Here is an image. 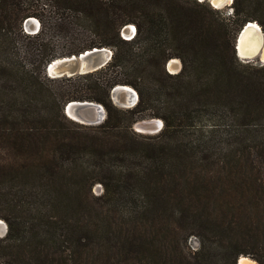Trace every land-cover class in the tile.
Masks as SVG:
<instances>
[{"label": "trees", "instance_id": "16d2710c", "mask_svg": "<svg viewBox=\"0 0 264 264\" xmlns=\"http://www.w3.org/2000/svg\"><path fill=\"white\" fill-rule=\"evenodd\" d=\"M231 7L234 27L197 0H0V264H264V63L235 52L247 22L264 33V0ZM102 47L97 71L45 74ZM117 85L137 93L132 109L112 103ZM71 101L104 121L73 123ZM146 117L158 134L132 129Z\"/></svg>", "mask_w": 264, "mask_h": 264}, {"label": "water", "instance_id": "95a60500", "mask_svg": "<svg viewBox=\"0 0 264 264\" xmlns=\"http://www.w3.org/2000/svg\"><path fill=\"white\" fill-rule=\"evenodd\" d=\"M197 1L203 2L205 0H197ZM207 1H210V0H207ZM248 23L250 22H247L240 29L236 37V40H235L236 56L239 59L245 60L244 62H250V59L254 58V57L241 58L238 52V44H239L240 36L242 32L244 31L245 26L248 25ZM23 30L26 34H36L39 30V22L34 18H28L23 23ZM124 32L126 34L129 33V36H130L129 39H131L135 35L136 30L134 26L132 28V27H129L128 25L122 29L121 34L123 35ZM111 57H112V51H110L108 48H105V47L92 48L89 50H85L81 53H78L76 55H70V56L54 59L45 66L44 70H45V74L47 75V77L51 79H59L63 77H73L76 75H84V74H88V73H91V72H94V71H97L103 68L111 60ZM124 87H127V86L126 85L115 86L111 91V100L113 101L114 105L120 108L129 109L136 105L138 101V95L134 91V97L128 98L123 93ZM92 106L100 107L98 109L100 110L99 111L100 115L96 119L93 116ZM63 112L66 115V117L71 119L72 121L82 124V125H87V126L98 125L105 118V111L103 107L100 104L89 102V101L68 102L64 106ZM160 127L156 129L159 130ZM156 129H151V128L142 129V132H150L151 130H156ZM3 225H4V232L1 234V236L4 237L7 232V226L4 222H3ZM237 264H239L238 260H237Z\"/></svg>", "mask_w": 264, "mask_h": 264}, {"label": "rangeland", "instance_id": "374dc122", "mask_svg": "<svg viewBox=\"0 0 264 264\" xmlns=\"http://www.w3.org/2000/svg\"><path fill=\"white\" fill-rule=\"evenodd\" d=\"M232 1L233 0H230V3H227V2H223L221 5H217V6H215L212 2H211V0L210 1H207V0H205V2L212 8V9H214V10H218L221 14H222V16L224 17V18H226L227 19V21L228 22H230V25L231 26H233L234 27V24H233V20H234V17L232 16V7H231V5H232ZM259 26V25H258ZM260 27V26H259ZM261 29V28H260ZM240 31V30H239ZM121 32H122V30H121ZM121 32H120V35H121V38H122V36H124L125 38H129L130 36H125V35H122L121 34ZM239 33V32H238ZM263 33V32H262ZM238 35V34H237ZM237 37V36H236ZM55 44H56V46L57 47H61L62 45H65L66 44V42L68 41L67 40V38H63V37H56L55 38ZM236 40V39H235ZM69 42V41H68ZM110 50V49H109ZM111 51V50H110ZM239 59V58H238ZM241 62H244L245 60H242V59H239ZM170 61H174V63H173V65H172V67L170 68L169 66H168V63L170 62ZM250 62H252L253 64H258V65H260V64H263V60H261V58H260V56H259V54H257V55H255L254 56V58L253 59H250ZM245 63V62H244ZM166 71H167V73H169V74H177L179 71H180V69H181V65H180V62H179V60L178 59H171V60H169L168 62H167V64H166ZM171 69V70H170ZM45 71V70H44ZM112 103H113V101H112ZM114 104V103H113ZM116 106V105H115ZM117 108H119V109H121V110H126L125 108H120V107H118V106H116ZM134 107V106H133ZM133 107H131V108H129V109H132ZM144 114H148V113H142V115L141 116H144ZM105 117H106V113H105ZM69 119V118H68ZM105 119V118H104ZM70 121H71V119H70ZM104 121V120H103ZM102 121V122H103ZM125 122H127V120H124ZM145 121L147 122H149L150 121V123H152V122H154L153 123V126H151L152 128L151 129H156L157 128V122L158 121H160V123H161V127H160V129L158 130V129H156V130H151L150 132H141L142 130H140L137 126L138 125H140V124H142V123H145ZM73 122V121H72ZM101 122V123H102ZM73 123H75L76 124V122H73ZM79 124V123H78ZM65 125H66V127L67 128H69L70 130H72V132H77V129L72 125V124H68V123H65ZM85 126H87V125H85ZM93 126H96V125H93ZM158 127V128H159ZM163 128V122L161 121V119H159V118H148V117H146V118H142V119H140V120H138L136 123H134L133 124V126H132V129L136 132V133H138V134H140V135H143V136H153V135H156V134H158L159 133V131H161V129ZM79 164V163H78ZM82 165L84 166L85 165V167H91V165H92V160L90 159V156H87V157H84L83 158V160H82ZM102 187H101V185L99 184V183H97V184H95L94 186H93V188H92V190H91V192H92V195H94V196H98V195H100L101 193H102ZM2 222H4L3 220H1ZM5 223V222H4ZM4 232V231H3ZM2 232V233H3ZM1 233V234H2ZM1 234H0V238L1 237H3V236H1ZM189 246H190V248L191 249H196L197 247H198V241L196 240V238H191V239H189ZM239 260V259H238ZM256 263V262H255Z\"/></svg>", "mask_w": 264, "mask_h": 264}, {"label": "bare ground", "instance_id": "6f19581e", "mask_svg": "<svg viewBox=\"0 0 264 264\" xmlns=\"http://www.w3.org/2000/svg\"><path fill=\"white\" fill-rule=\"evenodd\" d=\"M211 2L215 6L221 5L223 2L230 3V0H211ZM129 27H132V25H129ZM125 36H129V33H123ZM238 52L239 56L241 58H252L255 55L259 54L261 60L264 61V34L262 33L260 27L258 24L255 22H250L248 23L247 26H245L244 31L242 32L240 39H239V44H238ZM174 61H170L168 63V66L171 68L173 65ZM171 70V69H170ZM123 93L128 97V98H133L134 97V90L130 87H124ZM100 107L97 106H92V112L93 116L96 119L100 115V110H98ZM153 123H150V121L145 123H142L138 125L137 127L142 130V129H149L152 128ZM155 124V123H154ZM161 125L160 121L157 122V128ZM142 132V131H141ZM4 231V225L3 222L0 221V234ZM239 264H257L254 261L250 260L249 258L245 257H240L238 260Z\"/></svg>", "mask_w": 264, "mask_h": 264}, {"label": "built area", "instance_id": "2783aa9c", "mask_svg": "<svg viewBox=\"0 0 264 264\" xmlns=\"http://www.w3.org/2000/svg\"><path fill=\"white\" fill-rule=\"evenodd\" d=\"M124 39H129V38H125L124 36H122Z\"/></svg>", "mask_w": 264, "mask_h": 264}]
</instances>
